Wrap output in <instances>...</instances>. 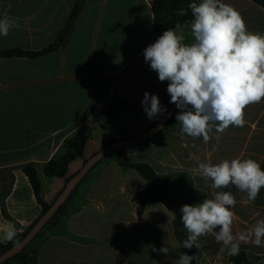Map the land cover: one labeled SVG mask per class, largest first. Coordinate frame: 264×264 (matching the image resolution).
Here are the masks:
<instances>
[{
  "label": "crops",
  "instance_id": "crops-1",
  "mask_svg": "<svg viewBox=\"0 0 264 264\" xmlns=\"http://www.w3.org/2000/svg\"><path fill=\"white\" fill-rule=\"evenodd\" d=\"M75 1L0 0V19L15 18L18 24L8 36H0V52H37L49 46L65 26ZM152 1L83 0L57 50L36 58L0 57V192L8 191L5 207L17 231L23 232L41 213L21 166L35 163L46 189L52 183L62 190L64 180L46 177L43 165L62 152L66 138L83 131L88 138L86 155L90 143L102 146L108 140L146 131L152 119L143 109L145 92L158 95L162 108L169 103L168 81H159L143 55L159 37L154 31ZM222 2L242 15L250 32L264 34V8L252 0ZM185 36L186 43L193 42L187 26ZM107 102L114 116L101 113ZM244 119L243 127L230 126L223 133L213 130L207 143L203 137L182 134L175 119L151 141L126 147L120 157L125 162L148 163L159 175L187 174L190 182L182 189L191 195L180 197L193 198L195 205L218 191L210 181L190 173L199 163L252 158L264 164V99L247 106ZM113 123L117 129L107 131L105 126ZM106 159L76 187L64 231L43 232L35 240L36 264L44 260L48 264H175L184 252L174 234V214L162 203H148L138 216L131 198L145 188L146 181L135 170L122 168L117 155ZM82 166V160L70 163L67 177ZM229 190L237 201L231 209L236 235L264 219V205L257 199L245 203L246 193L234 187ZM96 203L101 204L100 212ZM5 222L10 221L0 207V226ZM7 242L0 231V243ZM198 243V249H191L196 264H232L228 250H222L214 236L201 237ZM162 247L168 249L167 255L153 251ZM255 247L240 245L248 259L251 254L264 255L255 254ZM61 256L63 262L57 260Z\"/></svg>",
  "mask_w": 264,
  "mask_h": 264
},
{
  "label": "clouds",
  "instance_id": "clouds-1",
  "mask_svg": "<svg viewBox=\"0 0 264 264\" xmlns=\"http://www.w3.org/2000/svg\"><path fill=\"white\" fill-rule=\"evenodd\" d=\"M190 10L192 20L186 25L167 28L154 43L143 50L146 63L160 82L168 81L170 103L180 111L176 114L181 133L193 138L203 137L207 143L215 133L230 126L243 127L247 106L264 99V34L247 29L242 15L222 0L192 2L188 9L177 10L185 16ZM193 42L186 43L185 27ZM18 27L15 18L0 19V36H8ZM143 109L151 120L161 114L158 95L144 93ZM219 135L215 139H219ZM194 176L210 181L217 189L213 198L195 205H183L180 220L187 232L184 249L199 248V239L212 235L222 250L236 255L241 244L264 243V219L236 235L232 224L237 203L230 187L247 195L245 203L254 202L264 188V170L252 158L225 159L217 164L201 162L189 170ZM3 239L11 241L17 229L11 222L0 226ZM164 255L168 249H153ZM193 256L180 252L175 264H191Z\"/></svg>",
  "mask_w": 264,
  "mask_h": 264
},
{
  "label": "trees",
  "instance_id": "trees-1",
  "mask_svg": "<svg viewBox=\"0 0 264 264\" xmlns=\"http://www.w3.org/2000/svg\"><path fill=\"white\" fill-rule=\"evenodd\" d=\"M252 1L258 6L264 8V0H252ZM82 2L83 0L75 1L65 26L59 32L55 41L51 43L49 46L37 52H28L19 49L1 51L0 57L20 56V57L36 58L41 55H45L57 50L62 44V42L66 39L72 26L74 25L80 7L82 5ZM192 2L198 3L196 0H153L151 4V11L153 14L155 34L160 36L167 28H174L176 24L182 25L192 20L193 18L191 16L190 10L187 11V14L185 16H179L177 14L178 9L184 8L187 10L188 5ZM179 111H180L179 109H176L170 120L166 123L164 128L158 134H160L164 129H166L171 125V123L175 120L176 114ZM101 113L114 116V111L112 109L111 103L107 102L103 107V109L101 110ZM156 136L152 137L150 140L144 143L151 141ZM118 140L120 139L108 140L102 144L101 148ZM87 141H88L87 136L81 130L74 133L70 137L66 138L62 144V152L59 155H56L53 158H51L43 165L44 175L48 178L63 179L65 183L64 184L65 187L68 180L72 177V176L67 177L69 164L75 160H83V164H84L88 160L84 157ZM124 149L125 148L117 150L110 154H115L118 156V163L122 168L135 170L139 174V176L146 181L145 188L133 194L131 198L132 202H135L137 204V209H136L137 215L138 216L142 215L144 207L148 203H162L169 211H171L174 214V220H173L174 234L182 247V242L187 238V232L184 229L183 224L180 220L179 210L185 204L194 205L193 203L194 201L193 198L182 199L179 195V191L189 184L190 182L189 177L187 176V174L184 173L173 176L159 175L154 171L152 166L148 163L125 162L120 157ZM108 155H106L105 157H107ZM95 166L93 168H95ZM261 169L264 170V164L261 166ZM21 170L28 179V182L32 188L33 195L36 199V202L41 208V213L38 216V218L27 229H25L23 232L17 231V234L13 238V240L8 241L6 244L0 243V255L9 248H11L16 243L20 242L30 231L32 226L39 220L41 216H43L46 213V211L52 206L53 202L56 200L55 199L53 202L48 203L42 197V184L35 163L29 162L27 164H24L23 166H21ZM62 190L57 194V197L62 192ZM76 190L77 189L75 188L72 191V193L66 199V201L59 207V209L56 211L53 217L44 225V227L39 231V233L34 237V239L30 243L27 244V246L24 247L22 251L15 254L13 257L9 258L2 264H11V263L36 264V255L38 252V248L34 247L33 245L34 241L38 237H40L44 231L54 230V229H56V231L58 230V232L60 233H62L61 231H64V225L67 221V218L72 213L71 210L69 209V203H71V199L74 196ZM7 194L8 191L0 192L1 212L4 218L10 221L12 224H14L17 229V223L8 215L6 211L5 198ZM183 251L189 255H192L193 260L191 264H196L194 252L192 250L184 249V248ZM228 259L232 264H250L246 252L241 248L239 249V252L236 255L230 254Z\"/></svg>",
  "mask_w": 264,
  "mask_h": 264
},
{
  "label": "water",
  "instance_id": "water-1",
  "mask_svg": "<svg viewBox=\"0 0 264 264\" xmlns=\"http://www.w3.org/2000/svg\"><path fill=\"white\" fill-rule=\"evenodd\" d=\"M177 107L175 104H170L165 114L154 123L148 130L145 132L138 134L136 136L120 139L115 141L97 151L94 155H92L86 163L83 164L81 169L72 176L68 182L66 183L64 189L53 202L52 206L46 211V213L39 218V220L32 226L30 231L26 234V236L18 243L13 245L11 248L6 250L4 253L0 255V264L13 257L15 254L19 253L23 250L24 247L29 244L34 237L39 233V231L44 227V225L53 217L59 207L66 201V199L70 196L72 191L78 186L80 181L85 177V175L106 155L113 153L117 150L144 143L150 140L152 137L156 136L166 125V123L170 120Z\"/></svg>",
  "mask_w": 264,
  "mask_h": 264
},
{
  "label": "rangeland",
  "instance_id": "rangeland-1",
  "mask_svg": "<svg viewBox=\"0 0 264 264\" xmlns=\"http://www.w3.org/2000/svg\"><path fill=\"white\" fill-rule=\"evenodd\" d=\"M169 104H170V102L169 103H164L163 104V108L162 109H166V111H167V109H168V107H169ZM161 106H162V104H161ZM166 111H162L161 112V114H159L158 116H156V117H154L153 119H152V124L150 125V126H148V128H150L154 123H156L164 114H165V112ZM110 123H111V121H110ZM147 128V129H148ZM105 129L107 130V131H111V130H116L117 129V127L115 126V123H113V125H107V126H105ZM146 129V130H147ZM98 146V145H97ZM96 145H92L91 143L88 145V147H87V151H86V155H84V157L86 158V159H88L87 157H89V155H91V154H93V153H95V152H97V151H99L100 149H101V145H99L98 147H97ZM124 152V151H123ZM122 152V153H123ZM126 152H127V150H126ZM114 155V154H113ZM112 154H110V155H108L107 157H104V158H102L101 159V161L95 166V168H99V167H101L102 166V164L107 160L106 158H109V156H113ZM83 161V160H82ZM91 172H93V171H91ZM43 177H41L40 176V180H41V184H42V189H46V183L44 182V180L42 179ZM8 182H10V180H8ZM49 182H51V181H49ZM43 190V191H44ZM61 190L60 189H56V185L55 184H52V183H50V185H48L47 186V189H46V191L44 192V193H42V197L44 198V200H45V198H46V202H48V203H51V202H53L55 199H56V197H57V194L60 192ZM179 195L181 196V197H187V196H189V195H191V193H190V191L188 190V189H181L180 191H179ZM257 200L259 201V202H261V203H263V205H264V188L260 191V194H259V196L257 197ZM95 205H97L96 207H97V212L99 211L100 212V209H101V204H99V203H96ZM95 208V207H94ZM105 227V229H108L107 228V226H103V228ZM56 229H54V230H48V231H44L45 233H47V232H52V231H55ZM35 242V241H34ZM34 246H36L37 245V242H35L34 244H33ZM253 251H254V253L255 254H257L258 252H264V243H262V245L261 246H259V247H255L254 249H253ZM264 254V253H263ZM249 260H250V263L251 264H264V255H258V256H256V255H250L249 256ZM58 261H61V262H63L64 261V258L61 256V258H58L57 259ZM43 264H48V262L46 261V260H44V262H43Z\"/></svg>",
  "mask_w": 264,
  "mask_h": 264
}]
</instances>
